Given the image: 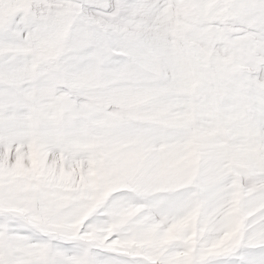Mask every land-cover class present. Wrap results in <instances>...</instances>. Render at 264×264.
<instances>
[{
	"label": "snow or ice",
	"instance_id": "snow-or-ice-1",
	"mask_svg": "<svg viewBox=\"0 0 264 264\" xmlns=\"http://www.w3.org/2000/svg\"><path fill=\"white\" fill-rule=\"evenodd\" d=\"M0 264H264V0H0Z\"/></svg>",
	"mask_w": 264,
	"mask_h": 264
}]
</instances>
